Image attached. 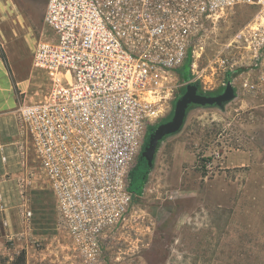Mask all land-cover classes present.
I'll list each match as a JSON object with an SVG mask.
<instances>
[{
	"label": "built area",
	"instance_id": "obj_1",
	"mask_svg": "<svg viewBox=\"0 0 264 264\" xmlns=\"http://www.w3.org/2000/svg\"><path fill=\"white\" fill-rule=\"evenodd\" d=\"M245 6L253 17L200 66L208 26ZM43 21L49 35L33 65L46 71L48 91L17 112L57 207L72 224L85 219L86 245L96 246L102 216L125 212L145 135L168 120L187 83L214 95L242 76L243 89L264 95V0H48ZM35 176L16 181L26 233ZM7 203L0 191L1 211Z\"/></svg>",
	"mask_w": 264,
	"mask_h": 264
},
{
	"label": "rangeland",
	"instance_id": "obj_2",
	"mask_svg": "<svg viewBox=\"0 0 264 264\" xmlns=\"http://www.w3.org/2000/svg\"><path fill=\"white\" fill-rule=\"evenodd\" d=\"M254 13L245 6L210 24L207 55L200 66ZM48 35L45 30L44 38ZM29 45L23 42L24 57L10 61L17 80L30 74L33 102L46 94L49 79L33 65ZM180 73L189 78L188 65ZM241 78L234 84L235 97L222 106L187 108L180 130L159 141L145 175V141L152 129L171 119L175 105L168 120L147 131L129 174L135 195L120 217L114 207L116 215L100 218L96 246L86 245L81 233L79 224L85 219L74 217L72 224L57 207L33 150L30 232L24 231L19 201H11L14 189H0L10 200L2 223L6 232L0 239V264H11L21 252L24 264H264V95L243 89Z\"/></svg>",
	"mask_w": 264,
	"mask_h": 264
},
{
	"label": "crops",
	"instance_id": "obj_3",
	"mask_svg": "<svg viewBox=\"0 0 264 264\" xmlns=\"http://www.w3.org/2000/svg\"><path fill=\"white\" fill-rule=\"evenodd\" d=\"M47 1L0 0V48L6 58L5 62L0 54V189L12 187L16 193L11 200L13 202L18 201L17 179L22 178L34 164L32 145L17 112L19 106L31 100L28 95L30 74L23 80H17L14 76L17 70L12 67L10 58L24 57L23 42H29L33 50L36 43L44 38L47 29L43 17ZM5 198L10 203L9 197ZM6 213L7 210H0V239L6 232L2 224ZM43 256L39 254V258Z\"/></svg>",
	"mask_w": 264,
	"mask_h": 264
},
{
	"label": "water",
	"instance_id": "obj_4",
	"mask_svg": "<svg viewBox=\"0 0 264 264\" xmlns=\"http://www.w3.org/2000/svg\"><path fill=\"white\" fill-rule=\"evenodd\" d=\"M234 97L235 89L231 84L230 79H228L223 91L214 95L199 93L197 91V85L195 83H187L185 91L176 100L174 113L171 119L159 124L157 127L152 129L145 141V145L141 155L142 159L146 163L145 175L148 173L151 167L152 159L159 141H161L164 136L180 130L185 118L187 108L191 104L202 106H222L224 103L230 101Z\"/></svg>",
	"mask_w": 264,
	"mask_h": 264
},
{
	"label": "trees",
	"instance_id": "obj_5",
	"mask_svg": "<svg viewBox=\"0 0 264 264\" xmlns=\"http://www.w3.org/2000/svg\"><path fill=\"white\" fill-rule=\"evenodd\" d=\"M0 54H1V58L6 62V58L0 48ZM25 263V255H24V252H21L19 254L18 257H16L12 262L11 264H24Z\"/></svg>",
	"mask_w": 264,
	"mask_h": 264
}]
</instances>
